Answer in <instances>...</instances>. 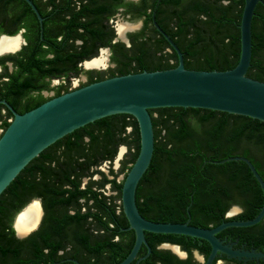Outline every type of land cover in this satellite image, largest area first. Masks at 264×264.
<instances>
[{"label": "trees", "instance_id": "obj_1", "mask_svg": "<svg viewBox=\"0 0 264 264\" xmlns=\"http://www.w3.org/2000/svg\"><path fill=\"white\" fill-rule=\"evenodd\" d=\"M173 6L172 23L165 29L183 55L188 69L227 70L233 68L240 55L239 23L244 0H168ZM185 2L186 4H184ZM181 6V7H180ZM6 0H0V14ZM167 55L144 58L146 42L135 45L128 62L135 61L134 73L167 69L178 63L177 54L157 31ZM159 40V41H160ZM160 44V42H159ZM122 75V74H121ZM247 75L264 81V0L258 3L252 19V54ZM154 132V149L151 162L140 178L135 200L140 214L155 222L182 223L191 215L189 224L208 228L229 220L253 218L263 203L262 190L242 161L214 164L209 161L231 156L247 157L264 179V122L247 116L198 108L163 107L149 109ZM127 127L130 131L127 132ZM85 137L87 140L85 141ZM120 144L128 151L117 171L109 169L107 178L97 169L105 161L112 163ZM139 130L134 117L116 114L98 119L58 139L32 159L0 195V206L17 195H27L15 211L32 197H40L45 208V224L29 239L18 240L12 235L11 245L15 264H55L65 256L57 255L60 245L53 244L50 235L60 241L71 236L72 245L89 249L88 255L74 252L71 258L82 264H116L131 250L133 230H123L128 222L122 211L121 187L116 181L120 173L126 176L139 151ZM99 174L100 179H92ZM88 182L81 188V178ZM110 184L116 194L101 192ZM80 199L87 210L80 212ZM91 201L89 204L88 202ZM239 203L245 212L236 218H223V202ZM209 219H194V210ZM74 209L68 214L67 210ZM218 210V212H216ZM209 221V222H208ZM258 228V230H256ZM230 229L247 231L254 241L264 240V220L250 227ZM123 233L127 240H114V234ZM151 247L150 255L139 264H153V256H163L155 249L157 242L172 240L191 242L193 237L175 234L145 232ZM44 241V243H41ZM49 248L48 252L43 247ZM61 246H64L61 245ZM208 248L209 246H205ZM147 251L143 245L140 253ZM26 258V260H25ZM24 259V260H23ZM134 264V261L131 263Z\"/></svg>", "mask_w": 264, "mask_h": 264}, {"label": "flooded vegetation", "instance_id": "obj_2", "mask_svg": "<svg viewBox=\"0 0 264 264\" xmlns=\"http://www.w3.org/2000/svg\"><path fill=\"white\" fill-rule=\"evenodd\" d=\"M30 1L35 6L41 20L26 0H6V7L0 14V41L6 40L9 44L6 47H0V136L13 119L14 113L22 114L50 98L91 82L121 75L127 71L132 72L136 62L130 60L128 62V57L131 56L134 46L142 41H147L148 50L144 54L147 62L153 57L161 54L167 55L171 52L166 46L162 50H156L163 43L160 36L155 34L157 29L154 25L156 22L165 32V29L172 23L173 6L168 0ZM123 24L130 27L126 29L127 31H123L125 38L120 36L123 32L119 31V27ZM97 60L100 62L93 64V61ZM149 68L145 67L144 70H149ZM126 131L129 132L130 128L127 127ZM125 149L128 151L125 144H120L112 163L105 161L96 168L101 170L107 178H112L109 169L117 171L113 168L115 161L119 163L120 168L125 157L121 159ZM118 154H121V157L117 160ZM103 164L108 165L107 172L101 169ZM121 174V179H118ZM119 175L116 181L124 179V173ZM100 177L99 174H94L92 179L97 180ZM88 179L87 177L81 178V188H84ZM101 192L106 196L116 194L115 191H111L108 183L104 185ZM24 199L27 200L28 196L19 194L15 198L10 196L9 200L2 202L0 206V244L11 245L10 230L13 231L16 239L26 240L35 235L45 224L46 212L40 197L30 198L18 211L14 212L16 206ZM79 202L83 204V199ZM34 203L38 205L39 215L24 228L26 231L32 227L30 232L28 231L25 237L20 238L15 227L18 221L17 215L26 206L30 207ZM115 203L121 202L117 200ZM223 206L225 209L222 216L226 219L236 218L245 212V208L239 203L228 204L227 201L223 202ZM86 210L83 204L80 212L83 213ZM67 213H74V209L67 210ZM188 216L187 220L190 222L192 218L190 214ZM209 217V215L202 216L198 208L194 210V219L206 220ZM208 226V228L215 227L212 221L208 223ZM127 227L122 229L125 230ZM230 228L232 227L217 233V237L225 243L236 242L233 248L264 251V240L256 243L254 238L248 235V233H254L255 230L243 233ZM64 238L65 240L61 242L57 235L51 234L50 240L53 241L51 247L60 245L56 253L65 256L61 261L76 260L82 264L78 259L71 258V255L77 251L82 256L88 255L89 249L78 244L77 249H74L76 245H72L71 236L66 235ZM119 239L127 240L123 233L114 234V240ZM63 244L64 246H61ZM205 246H209V249L204 248ZM43 248L45 253L48 252L49 248L46 246ZM140 249L133 260L134 264L147 252L141 254ZM155 249L163 256L160 258L153 256V264H205L210 253L209 243L198 238L183 244L172 240L157 242ZM12 253V247H0V264H15ZM55 264L70 263L56 262ZM211 264H264V259L238 261L229 259L225 255H216Z\"/></svg>", "mask_w": 264, "mask_h": 264}, {"label": "water", "instance_id": "obj_3", "mask_svg": "<svg viewBox=\"0 0 264 264\" xmlns=\"http://www.w3.org/2000/svg\"><path fill=\"white\" fill-rule=\"evenodd\" d=\"M26 1L37 13L32 2ZM262 1L244 0L239 23L240 55L237 64L231 69L186 68L178 46L154 22L157 31L177 54L178 63L175 67L144 70L94 81L50 98L22 114L14 113L13 119L0 136V195L32 159L58 139L98 119L128 114L137 122L140 146L134 163L123 179L121 206L128 222L125 230H133L135 238L129 253L116 264H130L142 245L147 248V252L136 260V264L149 255L151 249L145 232L185 235L207 241L210 253L205 264H211L216 255H225L238 261L263 260L264 251L233 248L236 242L225 243L217 237V233L226 228L250 227L264 219V179L247 157L236 155L209 162L223 164L228 161H242L248 166L263 193L260 210L251 219L224 221L211 228L191 225L189 220L182 223L155 222L140 214L135 200L137 184L151 162L154 149L149 109H209L264 122V81L247 75L252 54V19L257 4ZM37 16L41 20L38 13ZM120 157L121 154H118L117 160ZM28 207L29 205L17 218ZM29 232L24 235L17 234L22 238ZM72 261L79 264L76 260Z\"/></svg>", "mask_w": 264, "mask_h": 264}, {"label": "bare ground", "instance_id": "obj_4", "mask_svg": "<svg viewBox=\"0 0 264 264\" xmlns=\"http://www.w3.org/2000/svg\"><path fill=\"white\" fill-rule=\"evenodd\" d=\"M130 28L129 25L127 24H123L119 27V31L120 33H122L124 30ZM127 31V30H126ZM125 32V31H124ZM124 32L122 34H120V36L122 37ZM8 42L6 40H2L0 41V47H6L8 46ZM100 61L97 60V61H93V64H97L99 63ZM120 150H123V149H120ZM123 152V151H122ZM36 202V201H35ZM40 208V207H39ZM41 214V212H40ZM39 215V211H38V205L36 203L32 204L28 209H26L25 213L23 212L22 214H20L18 216V221L17 223H15V227H16V230H17V233L19 235H24L25 233H27L31 228H28L26 231H25V227H27V224L30 225L33 221L34 218H36L37 216ZM40 218V217H39ZM39 220V219H38ZM37 223V222H36ZM35 223V224H36ZM34 224V225H35ZM19 231V232H18ZM23 232V233H21ZM173 249V248H172Z\"/></svg>", "mask_w": 264, "mask_h": 264}, {"label": "rangeland", "instance_id": "obj_5", "mask_svg": "<svg viewBox=\"0 0 264 264\" xmlns=\"http://www.w3.org/2000/svg\"><path fill=\"white\" fill-rule=\"evenodd\" d=\"M126 152H127V150L125 149L124 153L122 154V158H121V159H123V157L125 156ZM113 168H114L115 170H118V168H119V163L117 164L116 161H115V162L113 163ZM101 169L104 170L105 172H107V170H108V165H107V164H103V165L101 166ZM121 177H122V174L119 175L118 179H121Z\"/></svg>", "mask_w": 264, "mask_h": 264}]
</instances>
